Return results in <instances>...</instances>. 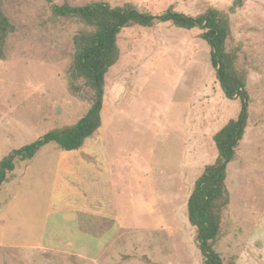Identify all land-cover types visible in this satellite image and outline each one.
Segmentation results:
<instances>
[{
  "label": "rangeland",
  "instance_id": "obj_1",
  "mask_svg": "<svg viewBox=\"0 0 264 264\" xmlns=\"http://www.w3.org/2000/svg\"><path fill=\"white\" fill-rule=\"evenodd\" d=\"M0 1L19 29L0 61L1 161L74 124L91 95L82 79L75 93L65 72L75 24L51 22L44 0ZM67 1L131 5L154 17L168 8L194 17L207 9L228 13L233 2ZM228 23L227 46L239 48L236 68L246 71L248 98L243 139L226 168L230 201L214 250L223 264H264V0H242ZM200 33L160 20L120 31V57L105 75L101 130L81 150L42 144L30 161L15 157L6 173L0 192L10 199L0 211V264H201L186 205L216 157L213 134L238 116L240 103L220 89ZM80 211L90 224H103L98 236L81 231Z\"/></svg>",
  "mask_w": 264,
  "mask_h": 264
},
{
  "label": "trees",
  "instance_id": "obj_2",
  "mask_svg": "<svg viewBox=\"0 0 264 264\" xmlns=\"http://www.w3.org/2000/svg\"><path fill=\"white\" fill-rule=\"evenodd\" d=\"M44 3L47 6L44 9L47 8L51 12L48 18L51 22L60 20L76 26V31L71 37L72 47L65 65V72L70 78V88L75 93L79 88L75 85L76 79L83 80V86L90 92L91 103L86 113L74 124L56 127L34 143L14 150L2 158L0 185L6 180V173L13 170L15 157L30 161L40 146L48 143L53 144L50 145L54 146L58 152L81 150L86 142L98 130H101L105 75L120 57L116 42L122 29L133 26L152 27L159 20L170 22L175 28L186 31L199 29L201 30L199 38L209 46L210 66L214 70L220 89L226 98L232 100L237 97L240 103L238 116L235 119H228L213 134L216 157L213 163L204 167L195 180L186 205L187 221L196 229V240L202 257L201 264H223L214 250V245L220 236V223L230 201V195L224 183L227 176L226 168L236 158V148L243 139L246 127V115L243 116L242 111L247 110V104H245L248 98L247 75L245 70L236 68L239 48L227 46L231 32L228 13H233L236 8L241 7L242 0H233L228 13L207 9L195 17L175 12L172 8L154 17L149 13L136 10L131 5L112 7L105 2H87L76 6L70 5L67 0H64L61 5L54 4L53 0H44ZM16 30V22L7 17L0 1V61L6 60L5 46L19 29ZM92 204L94 205L95 202L92 201ZM77 215L79 217V219L76 218L77 221L83 224L84 229L79 227L81 231L84 230L82 232L90 237L98 236L95 229L99 230L103 224H98V220L90 224L91 221H85L80 216L81 211L76 212ZM228 264L232 262L229 261Z\"/></svg>",
  "mask_w": 264,
  "mask_h": 264
},
{
  "label": "crops",
  "instance_id": "obj_3",
  "mask_svg": "<svg viewBox=\"0 0 264 264\" xmlns=\"http://www.w3.org/2000/svg\"><path fill=\"white\" fill-rule=\"evenodd\" d=\"M20 178V177H19ZM15 182V181H14ZM13 182V183H14ZM13 183L11 184V185H7L8 186V188L11 190V192L13 191L12 189H11V187L13 186ZM4 184V183H3ZM5 193H1L0 192V196H2L1 197V200H0V211H2L3 210V206H2V204H3V202H6L5 200H7V201H9V199H10V196L9 195H4ZM14 196H16V195H14ZM71 207H68V208H66V212H63V213H66V214H68L70 211H73V210H71L70 209ZM70 210V211H69ZM47 214L48 215H53L54 217L56 216V217H61V216H63L64 214H62L61 213V215H60V213H57V214H54L53 212L51 213V211H47ZM59 215V216H58ZM48 221H49V218H47V220L45 221V223L43 224V226H44V229H43V231H45V228L47 227V225H48ZM0 227H2V224H0ZM1 229V228H0ZM37 244H39V243H37ZM40 244H41V240H40ZM30 245H32V243L30 244Z\"/></svg>",
  "mask_w": 264,
  "mask_h": 264
}]
</instances>
